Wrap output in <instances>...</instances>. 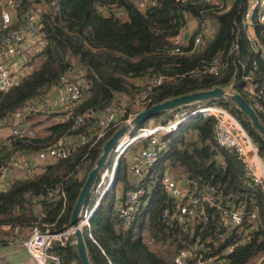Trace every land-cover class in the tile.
<instances>
[{
  "label": "trees",
  "instance_id": "16d2710c",
  "mask_svg": "<svg viewBox=\"0 0 264 264\" xmlns=\"http://www.w3.org/2000/svg\"><path fill=\"white\" fill-rule=\"evenodd\" d=\"M151 1L153 5L144 11L135 9L127 0H32L18 9V26L27 9L39 11L46 43L37 56L39 64L21 84L0 93V122L23 103L45 98L60 77L71 70L73 74L77 73V79L82 83L84 99L64 122L45 128L43 137L38 130L34 139H11L13 147L3 153L0 164L15 152L40 150L69 135L75 118L87 112H99L116 95L138 93L139 89L134 84L146 75L167 78L153 90L152 102L147 109L174 98L226 87L245 99L264 126V25L253 22L250 36L243 20L248 0H218L222 5L220 9L196 4L197 0ZM105 4L120 8L122 17L113 12L103 14L100 7ZM191 18L198 26L205 20L211 21L217 26L216 32L203 50L174 55L171 53V39ZM198 31L195 30L193 36ZM220 55L225 64L220 76L194 74L195 70ZM248 87L253 88L254 96ZM253 97L260 103L262 111L253 107ZM222 101L204 102H218L224 106ZM231 112L242 123L264 161L261 135L235 106ZM162 116L164 113L155 118ZM27 121H33L30 128L41 129V123L35 117L29 116ZM92 123L93 119H85L77 132ZM144 125L136 127L134 132ZM118 128L120 126L110 129L90 150L78 148L69 159L50 164L39 175L16 181L6 192L0 193V228L10 226L12 229L29 230L35 225L53 224L56 232L68 229L86 177L102 154L103 145ZM213 128V119L200 116L181 125L168 137L167 151L140 184L130 185L126 162L120 161L113 186L99 202L88 226L82 229L91 264H174L173 257L177 251L189 248L195 242L205 243L213 248L214 253H221L226 244L215 246L213 243L217 237L214 233L216 220L211 219L207 225L195 227L193 233H186L184 226L163 221L162 212L168 207V198L163 192L160 177L165 171L176 170L199 180L201 185L222 190L224 194L235 193L249 207L258 209L259 216L250 244L223 258L224 264H252L258 258H263L264 264V198L261 189L241 183L242 164L237 157L216 146ZM108 166L110 160L105 167ZM81 167L85 169L83 179L77 178ZM55 187H61L66 193L64 209L58 200H43L39 205H31L25 200L26 194L38 196ZM120 187L124 195L140 187L146 190L143 204L127 229L122 227L116 213ZM96 199L94 188L83 211L91 210ZM10 236L11 233L0 230V243L7 244ZM71 242L70 239L67 247L54 244L51 252L60 256L62 264H81ZM148 243L164 249L152 251Z\"/></svg>",
  "mask_w": 264,
  "mask_h": 264
},
{
  "label": "built area",
  "instance_id": "2783aa9c",
  "mask_svg": "<svg viewBox=\"0 0 264 264\" xmlns=\"http://www.w3.org/2000/svg\"><path fill=\"white\" fill-rule=\"evenodd\" d=\"M28 1L32 0H0V93H6L21 84L29 75L24 76L22 67L25 54L31 52L34 46L44 44L38 10L27 9L22 23L18 26L17 11ZM127 2L139 11H144L153 5L151 0H127ZM196 4L222 8L218 0H197ZM100 11L103 14L113 12L119 17L123 15L122 10L113 4L102 5ZM243 20L252 37L250 30L253 22L264 25V0H248ZM216 29L217 26L209 20L203 21L198 26L194 19H189L187 24L172 37L171 53L184 55L203 50L213 38ZM195 30L199 31L193 36ZM184 48L188 50L184 51ZM223 63L222 56H216L207 65L195 70L194 74L218 77L225 66ZM12 66L17 68L12 71ZM73 73L71 70L61 76L57 85L53 87L59 90L55 101L46 97L40 101H27L0 122V125H4L11 120L13 126L7 136L0 137V158L4 152L12 149L11 139L36 138L35 131L26 124L29 116L46 119L57 108L65 111L67 119L71 116L72 110L84 99L82 83L77 79V73ZM166 80L163 75H146L134 84L139 89L138 93L116 95L114 100L99 112H87L75 118L69 135L58 138L53 144L40 150L15 152L5 157L0 164V193L6 192L16 181H25L39 175L50 164L69 159L78 148L87 147L90 150L110 129L130 124L138 113L146 110L151 104L153 90ZM234 80L235 76L232 83ZM224 90L234 94L230 89ZM248 91L253 94V88L248 87ZM252 104L255 109L263 110L254 97ZM198 116L203 119H213V140L216 146L228 155L237 157L243 166L241 183L249 188L259 187L264 198V161L260 158L258 148L242 123L231 110L218 104L197 106L192 109L181 106L171 117L164 119L162 124L145 126L136 132L133 128L120 139L112 151L111 166L101 171L94 187L97 195L94 207L91 210H82L81 229L88 226L94 210L113 186L118 165L127 154L129 155L126 161L127 172L135 178L136 183L140 184L162 154L167 151L168 137L181 125ZM85 119H93V123L83 131L77 132L83 127ZM82 170L83 167L78 170L77 178L81 179ZM160 183L168 198L166 202L168 207L162 212L163 221L184 226L186 233H193L195 227L207 225L211 219L216 220L214 233L217 237L213 243L215 246L226 244L221 253L216 254L212 247L195 242L191 247L177 251L173 257L174 264H224V256H229L250 244L251 233L256 228L259 216L256 207H249L246 201L239 199L235 193L224 194L222 190L201 185L199 180L187 175L177 178L172 172L165 171L160 177ZM145 195L146 190L140 187L129 191L116 202V213L123 228L127 229L131 226ZM25 200L31 205H39L43 200H58L61 201L64 209L66 193L61 187H55L38 196L26 194ZM0 230L11 233L7 244L11 247L24 248L35 264H62L60 256L51 252L54 244L67 247L70 239L72 240L70 245L75 243L73 231L66 229L63 232H56L53 224L35 225L29 230L2 226ZM258 259L256 264H262L263 258Z\"/></svg>",
  "mask_w": 264,
  "mask_h": 264
},
{
  "label": "water",
  "instance_id": "95a60500",
  "mask_svg": "<svg viewBox=\"0 0 264 264\" xmlns=\"http://www.w3.org/2000/svg\"><path fill=\"white\" fill-rule=\"evenodd\" d=\"M207 100H228L232 102L239 111L244 113L249 118L252 127L261 135L264 141V126L258 120L254 109L240 94H230L222 88H213L210 90L196 92L190 95L167 100L138 113L130 124L122 125L105 142L102 147V154L96 161L94 167L88 173L78 199L73 207L68 231H73V237L75 239L74 246L81 264H91L88 258L85 240L81 229V213L85 208V204L97 183L101 171L105 168L113 149L118 144L120 139L123 138L124 135H126L131 129L141 126L151 118L157 117L167 110L179 108L191 103L204 102Z\"/></svg>",
  "mask_w": 264,
  "mask_h": 264
},
{
  "label": "rangeland",
  "instance_id": "374dc122",
  "mask_svg": "<svg viewBox=\"0 0 264 264\" xmlns=\"http://www.w3.org/2000/svg\"><path fill=\"white\" fill-rule=\"evenodd\" d=\"M122 17V16H121ZM251 31V30H250ZM45 43H46V41H45V37H44V44L41 46V45H36V46H34V48H33V50L31 51V52H29V53H27V54H25V58H24V60L25 61H23L22 62V67H23V70H24V76L26 75V74H30L31 72H32V70L34 69V67L35 66H37L38 64H39V62H40V59H38L37 58V56L43 51V48H44V46H45ZM17 68V66H12V71L13 70H15ZM224 89H227L226 87H224ZM222 103L224 104V106L225 107H227V108H229L230 110L231 109H233V107L235 106L232 102H230V101H228V100H223L222 101ZM216 104H219L218 102H211V103H208V102H196V103H191V104H187V105H184V107H187V108H189V109H192V108H195V107H197V106H205V105H216ZM179 110V108H175V109H172V110H167L166 112H164V116H162V117H160V118H151L150 120H148L147 122H145V125H144V127L146 126H151V125H156V124H162L163 123V121H164V119H166V118H168V117H171L172 115H173V113L175 112V111H178ZM31 118L32 117H35V116H30ZM36 118V120L38 121V122H40L39 120L41 119V118H38V117H35ZM50 119V118H49ZM48 120V119H47ZM9 121H11V120H8L7 122H9ZM51 119L50 120H48V121H44V123H43V126L41 125V129L38 127V129L37 130H33V131H35V133L37 132V134H38V130H40V136L41 137H43L44 136V130H45V128H47V127H49V126H52L51 125ZM12 122V121H11ZM26 124H27V120H26ZM42 124V123H41ZM53 124V123H52ZM7 126H12V124H10V123H7L6 124ZM28 125V124H27ZM5 126V125H4ZM29 126V125H28ZM37 134H36V136H37ZM133 150V149H132ZM113 154H111L110 155V157H109V160H110V166H111V160H113V156H112ZM115 157V156H114ZM128 157H129V155L127 154L124 158H123V160L126 162V160L128 159ZM126 164V163H125ZM109 167V166H108ZM107 168V167H106ZM118 169V168H117ZM172 173H173V175L174 176H176L177 178H179V177H182L183 175L182 174H180V172L179 171H171ZM85 176V169H83L82 170V172H81V174H80V177H81V179H83V177ZM115 181V180H114ZM106 183L108 182V180L107 181H105ZM119 193H121V187H120V190L118 191V194ZM148 246L150 247V249L152 250V251H157V252H159V251H161V250H163L164 248L162 247V246H160V245H153V244H151V243H148ZM260 259V258H259ZM258 259V260H259ZM252 264H256V260H255V262H253Z\"/></svg>",
  "mask_w": 264,
  "mask_h": 264
},
{
  "label": "crops",
  "instance_id": "0c3cea01",
  "mask_svg": "<svg viewBox=\"0 0 264 264\" xmlns=\"http://www.w3.org/2000/svg\"><path fill=\"white\" fill-rule=\"evenodd\" d=\"M251 35H252V32H251ZM58 93H59V90L51 88L48 91V93L46 94V98H49V100H51V101H55V97L57 96ZM121 96H123V95H121ZM53 115H55V116H53ZM49 118L51 119V121H50L51 125H55V124L64 122L67 119V114L65 113V111L63 109L57 108L48 118H46V119L41 118L39 120L40 123H42L41 125L43 126L44 121L50 120ZM32 122L33 121H27V124L30 126V123H32ZM7 123L12 124L11 121H9ZM6 124H4L5 126L3 124L0 125V137L7 136L10 132V129L13 127L10 125L7 126ZM30 129H32V128H30ZM37 129H33V130H37ZM36 134H37V132H36ZM127 180L130 183V185L137 184L135 178H133L128 172H127ZM123 196H124L123 191H121V193L117 194L116 202L120 201ZM115 207H116V203H115ZM38 209H39V207H38ZM0 264H35V262L31 258L29 253L24 248L11 247L6 243H0Z\"/></svg>",
  "mask_w": 264,
  "mask_h": 264
}]
</instances>
